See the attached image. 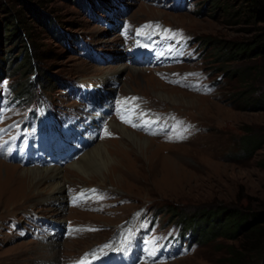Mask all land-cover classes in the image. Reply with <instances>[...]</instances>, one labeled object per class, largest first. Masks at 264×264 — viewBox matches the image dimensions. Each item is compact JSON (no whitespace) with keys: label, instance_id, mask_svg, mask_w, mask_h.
Instances as JSON below:
<instances>
[{"label":"rangeland","instance_id":"374dc122","mask_svg":"<svg viewBox=\"0 0 264 264\" xmlns=\"http://www.w3.org/2000/svg\"><path fill=\"white\" fill-rule=\"evenodd\" d=\"M2 5L32 30L40 81L28 48L4 38ZM262 28L243 0H0V182L15 168H58L75 182L65 209L46 201V182L0 196V264H264V238L228 217L264 210ZM81 86L100 93V110L86 111ZM38 112L64 114L94 142L35 164L23 152ZM100 148L102 161L71 167ZM119 149L131 154L127 173L109 176L121 158L107 150Z\"/></svg>","mask_w":264,"mask_h":264},{"label":"bare ground","instance_id":"6f19581e","mask_svg":"<svg viewBox=\"0 0 264 264\" xmlns=\"http://www.w3.org/2000/svg\"><path fill=\"white\" fill-rule=\"evenodd\" d=\"M135 72H139V70L138 71L135 70ZM114 82H118V79L117 80L115 79ZM120 111L125 112V110H122V109H120ZM130 114H131V112H130ZM134 117L135 116L132 115V118H134ZM84 131H86L88 138H90V141L87 144V146L83 147L82 151L87 149L89 147V145L92 142H94L93 139L90 137L91 131H89L88 127L85 128ZM92 137H94V136H92ZM107 151L109 152L110 155H112V156L115 155L116 157L122 159V161H120L121 159H119V164L113 166V168L110 170L109 176L114 171L117 170V167H119V169H121L122 172L124 174H126L127 170H123L122 167H124L125 163L128 162L129 156L131 154L129 152L123 151L122 149H119L117 151H111V150H107ZM102 153H104V151L102 148H100L96 152H94L93 154H88V155L84 154L83 155L84 157H82V159H80L78 162L73 164L71 167L74 169L76 168V171L79 172L85 168L84 164L88 160H91V161H93V160L100 161L101 160L102 161V158L105 157V155L102 156ZM70 174L72 175L73 173L71 172V173H66L65 175H62L60 172V169H58V168H43V169L37 168V169H31V170L24 171L23 175H21L19 173L18 169L15 168L13 171V174L10 176L9 179H7L6 181L0 182L1 183L0 186H2L0 188V190H1L0 196L9 197V200L11 201L12 199H14V197H16V196L18 197L19 195H22V194L26 193L27 191H28V193L32 192L35 189L37 184L40 185L42 182H46L52 188V194L50 196H48L46 201L49 202L53 206L63 205V208H61V209H65L66 205L63 203V201H65L64 200L65 199V193L68 190L67 188L69 186V183H70V185L75 183L74 181H72L70 179V177L73 176V175L70 176ZM18 184H19L18 188L14 189V186L18 185ZM42 184H44V183H42ZM11 189H13V190H11ZM54 243L55 242L51 243V245H46V247L49 248L48 250H53L54 252H56ZM43 248L47 249L45 247H43ZM57 254H56L57 257L60 258V256L62 255V251L57 252ZM81 262H82V260H81Z\"/></svg>","mask_w":264,"mask_h":264},{"label":"trees","instance_id":"16d2710c","mask_svg":"<svg viewBox=\"0 0 264 264\" xmlns=\"http://www.w3.org/2000/svg\"><path fill=\"white\" fill-rule=\"evenodd\" d=\"M243 6L245 7V10L248 14V16L254 21L256 24L262 25V32L261 34L257 37V40L254 42L255 44L262 46H258V53L264 54V0H243ZM4 11V14L7 15L5 16L6 24L4 25V31H8L11 34L4 37L6 40H8L9 43L13 42V37L16 35V38L18 39V43L21 44L22 47L28 48L27 52L29 50L32 60L28 61L25 64V68L27 69V72L30 73L32 70H35V79L34 81H40L41 80V75L42 73L37 70V68L33 65L34 63V57H33V52H32V47L31 43H33L34 39V34H31V32H27L25 28H27V24L25 23L24 20L21 19L20 16H16V12L13 11V8L9 9L8 7L2 5L1 7ZM11 10V11H10ZM12 12V13H11ZM12 14H15V17H11ZM48 23H50V19H48ZM26 31V32H25ZM24 32V33H23ZM28 33V34H27ZM32 41V42H31ZM34 75V74H33ZM42 80H46V77H43ZM44 82V81H42ZM50 83V80H47V83ZM40 85V84H39ZM18 85H14V88H16ZM25 86H20L19 87V95L17 96H22V97H30L34 98L35 93L34 90H25ZM42 85H40L41 91L44 90ZM21 88V89H20ZM35 88H38V86H35ZM38 91V89H37ZM43 96L41 95V99ZM229 218H233L236 220V224L240 231H246L251 234H255L257 236V239L264 238V210H259V211H253V212H230ZM200 236L201 234L198 233ZM204 235L202 236L201 239H204ZM234 257L238 261L240 258L238 255L235 253Z\"/></svg>","mask_w":264,"mask_h":264},{"label":"snow or ice","instance_id":"6c2138e0","mask_svg":"<svg viewBox=\"0 0 264 264\" xmlns=\"http://www.w3.org/2000/svg\"><path fill=\"white\" fill-rule=\"evenodd\" d=\"M149 27H151V25H149ZM6 83V82H5ZM122 119H124V117H122ZM125 122L126 123H131V120H125ZM133 126H136V125H133ZM106 134H108V135H111L110 133H106ZM83 196H84V194H81V198H83ZM100 198H102V197H100ZM77 199H79V198H77ZM75 202V201H74ZM107 247V246H106ZM93 255H95V253H93ZM80 264H86V262H84V261H82V262H80Z\"/></svg>","mask_w":264,"mask_h":264}]
</instances>
